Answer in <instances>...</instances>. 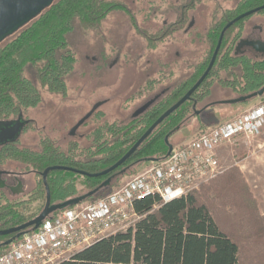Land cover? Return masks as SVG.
Instances as JSON below:
<instances>
[{"label": "trees", "instance_id": "trees-1", "mask_svg": "<svg viewBox=\"0 0 264 264\" xmlns=\"http://www.w3.org/2000/svg\"><path fill=\"white\" fill-rule=\"evenodd\" d=\"M205 1L175 0L169 3L165 11L173 13L174 18L157 29H151L139 26L134 13L119 0H54L17 29V34L10 40L1 45L16 32L0 42V120L12 119L37 106L42 99L41 91L66 97V79L77 60L72 50L75 35L86 36L97 31L113 11L127 14L132 29L145 39L146 48L153 50L168 40H175L177 32L188 28L191 11ZM262 4L264 0H238L230 8L213 0L207 29L199 35L204 41V50L187 64L190 72L184 79L148 98L157 96L147 109L137 116L132 115L126 122L102 120L104 113L95 110L80 126L89 129L82 135L87 144L81 146L71 139L66 148L61 149L55 140L44 136L40 137L38 148H31L19 146L18 139L0 148V168L14 165L16 170L34 176H40L46 167L53 165L88 173L108 168L202 75L224 25L240 13ZM242 22L240 19L225 31L213 66L191 96L203 99L215 84L236 91L240 96L264 85V58H243L236 53ZM160 76L147 77L127 99L133 101L151 93L161 81ZM193 115L192 103L188 99L164 118L119 167L104 176L87 177L69 170L50 171L46 184L51 203L82 195L109 178V184L95 194L98 195L111 187L113 180L133 173L147 160L165 158L168 149L165 137L168 135L169 141L172 134L188 124ZM28 128L34 129V126L30 123ZM34 191L32 197L19 202L3 198L0 203V230L29 220L18 207L45 198L42 180L39 185L36 183ZM215 198L220 201L215 202ZM224 198L235 209L229 220L221 216L228 213ZM61 210L54 211L51 216ZM134 210L144 216L133 229L101 238L59 264H247L249 258L245 255L244 246L250 245L245 242L250 239L246 240L247 234L243 235L245 229L255 236L251 244H259L260 237L264 235V219L237 167L226 169L217 179L201 184L185 197L160 203L158 197L146 196L135 201ZM243 221H249L244 228ZM241 228L244 229L242 232ZM32 230L29 227L27 232ZM13 236L15 233L0 236V252L7 246L4 242Z\"/></svg>", "mask_w": 264, "mask_h": 264}, {"label": "rangeland", "instance_id": "rangeland-1", "mask_svg": "<svg viewBox=\"0 0 264 264\" xmlns=\"http://www.w3.org/2000/svg\"><path fill=\"white\" fill-rule=\"evenodd\" d=\"M119 1L134 13L135 19L141 27L157 29L162 23L174 18V14L166 12L165 9L169 3H173L175 0ZM218 1L223 7L232 8L238 0ZM212 9L213 0H207L197 5L190 13L188 28L177 32L175 40H168L153 50L146 48L145 39L135 33L130 26L128 15L120 10L109 14L101 22L97 31L90 32L86 36L75 35L72 50L75 52L77 60L72 73L66 79L67 96L41 91V102L24 113L25 117L33 120L31 124L34 129H26L24 135L19 139V146L38 148L40 137L44 136L55 140L61 149H65L67 142L71 139L78 142L80 146L87 144L82 138V135L89 130L87 127H79L74 135H69L68 132L99 101L103 102L98 108L104 113L102 120L126 122L148 98L158 93L162 88L166 90L174 86L188 75L190 69L187 64L193 62L204 50V41L199 35H203L207 29ZM262 15L264 18V14ZM259 16L260 14L258 18ZM17 32L8 37L1 45L15 36ZM159 74L162 75L160 76L161 81L156 84L151 93L133 101L127 99L139 85L143 84L147 77L159 78ZM211 92L213 95L211 98L218 99V103L195 114L190 118L188 124L179 127L169 140L173 147L190 140L201 131L200 127L205 129L230 119L257 103L264 96L263 94V96L252 98L247 102L226 104L223 102L240 97L239 93L221 89L216 84L213 85ZM218 156L223 171L231 167L239 169L256 201L258 212L264 219V135L249 142L239 141L220 147ZM147 165H149L148 161L140 164L133 173L113 180L111 187L86 201L97 199L118 189ZM13 166L9 165L1 169L18 171ZM40 182V176L27 174L23 176L24 190L22 194L10 196L6 193L5 198L16 201L27 200L31 195H34V187L36 183L39 185ZM1 200L3 201V199H0V203ZM214 201L218 203L220 199L215 198ZM223 201L227 202L225 211L228 213H222L221 216L222 219L229 220L235 209L226 198ZM43 205L44 197L26 203L25 207L20 205L18 209L25 218L31 219L40 212ZM241 216L243 215L239 217ZM242 223L244 228L249 221ZM242 230L244 229L241 228V232ZM245 234L248 236H245L246 240L248 238L250 241L255 239L250 230L245 229L243 235ZM250 241H245L250 245L246 246L245 244L244 246L245 255L249 258V260L245 259L247 264L264 263V235L260 237L259 244H251ZM261 253L262 255L258 257Z\"/></svg>", "mask_w": 264, "mask_h": 264}, {"label": "built area", "instance_id": "built-area-1", "mask_svg": "<svg viewBox=\"0 0 264 264\" xmlns=\"http://www.w3.org/2000/svg\"><path fill=\"white\" fill-rule=\"evenodd\" d=\"M262 135L264 96L236 116L173 147L165 158L149 162L118 189L44 219L0 252V264H59L101 238L133 229L144 216L135 212V201L146 196H156L160 203L185 197L222 173L220 147Z\"/></svg>", "mask_w": 264, "mask_h": 264}, {"label": "water", "instance_id": "water-1", "mask_svg": "<svg viewBox=\"0 0 264 264\" xmlns=\"http://www.w3.org/2000/svg\"><path fill=\"white\" fill-rule=\"evenodd\" d=\"M54 0H0V42L4 40L7 36L14 33L18 28L23 26L26 22H28L30 19H32L34 16H36L39 12H41L44 8H46L50 3H52ZM264 9V4L259 5L257 7H254L252 9H249L247 11H244L240 13L239 15L235 16L233 19L228 21L222 30L220 31L216 46L213 50V53L211 55L210 61L205 69V71L202 73V75L197 79V81L180 97L178 101H176L173 105H171L168 109H166L145 131L144 133L137 139V141L130 147V149L122 155L115 163L110 165L108 168L97 172V173H88L83 170L62 166V165H53L46 167L41 172V178L42 182L44 184L45 190H46V201L44 203V206L40 213L36 215L35 217L19 224L13 227L5 228L0 230V236L13 234L15 233V236L10 237L7 239L4 244L8 245L10 242L14 240L15 237H19L22 234L27 232V229L31 227L33 230L38 228V226L41 224V222L48 218V216L53 213L56 210L64 209L65 207H69L71 205L79 204L84 201L85 198H91L96 193L99 192L100 189L107 186L110 182V179H105L98 187H95L94 189L75 197H71L69 199H66L65 201L59 202V203H51L50 202V196H49V190L48 186L46 184V176L47 174L52 170H69L87 177H100L108 174L109 172H112L117 167H119L140 145V143L153 131V129L167 116H169L172 112H174L181 104H183L186 100L190 99L191 94L195 91V89L201 84V82L205 79L207 74L209 73L211 67L214 64V61L216 59L217 53L219 51L223 36L225 34V31L231 27L234 23L239 21L240 19L257 12L259 10ZM264 94V85L261 86L259 89L248 93L246 95H242L238 98L226 100L223 103L226 104H233V103H239V102H246L252 98L255 97H261ZM157 98V96H154L153 98L147 100L144 104H142L140 107H138L134 113L133 116H137L141 112H143L145 109H147ZM103 104L102 101L96 102L90 110L81 117L72 127L71 134L80 127L91 115L92 113L97 110L101 105ZM195 113H200V110H197ZM7 137L4 138L6 140ZM165 143L167 145V153L166 156L170 154L173 146L168 141V135L165 137ZM148 162L156 161L155 159L151 158L147 160ZM146 161V162H147Z\"/></svg>", "mask_w": 264, "mask_h": 264}, {"label": "flooded vegetation", "instance_id": "flooded-vegetation-1", "mask_svg": "<svg viewBox=\"0 0 264 264\" xmlns=\"http://www.w3.org/2000/svg\"><path fill=\"white\" fill-rule=\"evenodd\" d=\"M259 14L260 16L258 18ZM262 14H264V9L242 18V34L236 44V53L238 56L243 58L245 56L250 58H264V18ZM220 88L230 90L229 88ZM211 97H213L211 91L209 95L200 100L196 97L191 96L190 100L192 103L193 114H197L195 113L197 110H200L201 113L204 109L218 103V99H212ZM30 123H33V120L25 117L23 113H19L12 119L0 120V148L7 144H13L16 142V140L20 139V137L24 135ZM72 127L68 132L69 135H74L79 128L78 127L73 132V134H71ZM5 137H7L6 140H4ZM25 175L27 174L20 171L0 168V199L6 197V193H8V195L10 196H17L19 194H22L24 190L23 176ZM19 201L17 200V202ZM45 201L46 195L44 198V203ZM48 217H51V214Z\"/></svg>", "mask_w": 264, "mask_h": 264}]
</instances>
